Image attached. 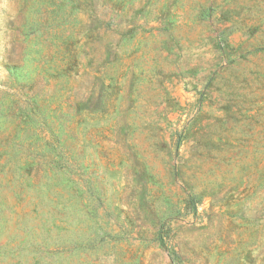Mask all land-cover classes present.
Listing matches in <instances>:
<instances>
[{
    "label": "rangeland",
    "instance_id": "rangeland-1",
    "mask_svg": "<svg viewBox=\"0 0 264 264\" xmlns=\"http://www.w3.org/2000/svg\"><path fill=\"white\" fill-rule=\"evenodd\" d=\"M0 264H264V0H0Z\"/></svg>",
    "mask_w": 264,
    "mask_h": 264
},
{
    "label": "trees",
    "instance_id": "trees-1",
    "mask_svg": "<svg viewBox=\"0 0 264 264\" xmlns=\"http://www.w3.org/2000/svg\"><path fill=\"white\" fill-rule=\"evenodd\" d=\"M159 243H160L161 246L164 245V242H163L162 236H159Z\"/></svg>",
    "mask_w": 264,
    "mask_h": 264
}]
</instances>
